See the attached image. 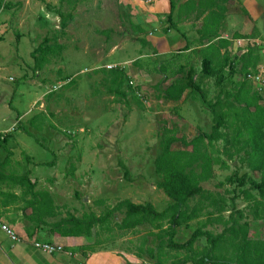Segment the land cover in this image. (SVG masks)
Returning <instances> with one entry per match:
<instances>
[{"label": "rangeland", "instance_id": "obj_1", "mask_svg": "<svg viewBox=\"0 0 264 264\" xmlns=\"http://www.w3.org/2000/svg\"><path fill=\"white\" fill-rule=\"evenodd\" d=\"M184 1L173 0L175 9L171 20L176 26L180 23L177 8ZM1 2H10L12 6L0 23V119L4 117L9 125L11 119L20 116L21 125H29V116L38 109L53 117L52 128L63 141L54 152L46 149L48 154L41 146L40 149L32 146L29 151L35 160L47 157L57 164L56 170L48 174H53L49 177L52 180L60 181L54 198L59 215L72 213L80 217L85 212L101 215L123 199L151 203L159 211L165 209L171 201L157 187L161 177L154 169L161 131L175 126L178 135L190 140L192 134L210 132L214 123L211 110L201 102L198 91L187 88L182 94V103L161 96V89L177 79V75L185 78L189 68L194 80L204 75L200 56L188 57L183 65V55L187 53L181 56L177 53V41L181 42L182 37L171 27L168 12L155 11L153 0L151 3L147 0ZM252 7L258 9L254 16L257 26L247 25L246 32L263 42L260 65L264 63V21H260V6ZM227 9L229 15L245 19L237 0ZM62 22L66 24L64 28ZM194 25L197 23L188 30L183 28L189 38L197 36ZM221 31L229 35L233 28L224 23ZM44 42L52 50L40 67L35 68L32 53ZM239 52L236 45L229 46V60H236ZM163 62L167 66L164 73L168 75L165 82L159 68ZM181 66L184 68L179 71ZM115 68H121L125 75L120 85L111 82L110 70ZM241 79L240 74L236 75L237 82ZM114 87L125 95L111 91ZM207 87L208 90L202 91L208 100L214 102L217 95L222 100L217 110L227 107L225 92L231 87L229 81L219 86L212 80ZM31 100L35 103L28 107ZM5 105L14 107V112ZM0 123L5 124L1 120ZM220 130L223 136L207 146L208 153L218 160L212 165L213 175L200 183L204 193L188 200L185 210L189 213L195 209V215L188 221L181 218L173 238L176 242H184L196 228L213 235L228 234L229 226L244 223L249 235L264 238V199L259 198L248 181H260L263 172L249 165L245 152L250 149L249 145H240L247 137L245 131L239 137L240 144L227 145L232 154L229 158L223 152L224 135L234 134L233 126ZM262 133L264 137V127ZM27 137L29 142L51 143L34 133ZM172 148L186 147L175 142ZM243 175L246 179L239 185L235 178ZM123 212L124 209L116 210L110 216L111 230L99 232V245L94 246V252L71 246L49 254L21 245L17 248L25 251L21 256L8 242V247L0 249V264H198L196 260L208 247L200 237L190 251L172 250L166 246L168 235L164 230L150 224L122 231L116 223L120 222ZM33 221L23 219L21 229L13 227L17 232L30 234ZM149 248L152 255L147 253Z\"/></svg>", "mask_w": 264, "mask_h": 264}, {"label": "trees", "instance_id": "obj_2", "mask_svg": "<svg viewBox=\"0 0 264 264\" xmlns=\"http://www.w3.org/2000/svg\"><path fill=\"white\" fill-rule=\"evenodd\" d=\"M226 1L228 0H198V12L195 19L201 18L202 20L201 25L197 28L199 38L208 41L219 38V21L226 10L224 6ZM194 2V0H187L185 7L193 6ZM9 5V3H2L0 0V8L4 9ZM170 8L167 19L171 22V27L177 30L176 24L171 20L174 10L172 0H170ZM65 26L66 24L62 22L61 27L64 28ZM239 36V34H234V37ZM221 41L224 42V40H218L219 43ZM261 48L262 46L249 47L236 60H229L227 54L223 55L219 61H214L212 56H203L201 71L209 75L212 70H217V85L222 86L225 81L231 82L229 77L234 73L242 76L240 81L226 90L227 107L223 110H217V106L222 103L219 95H217L214 102L206 98L201 87L195 82L191 68L186 72L185 78H180L177 75V79L174 78L175 80L173 79L161 89V96L169 100H178L187 88L198 91L201 102L210 108L214 119L210 132H199L190 140H186L183 135H178L175 126L164 127L161 131L160 152L154 160V169L161 177V180L157 182V187L171 201L165 209L159 211L151 203H134L129 199H123L101 215L85 212L77 217L72 213H67L52 222H47L39 218V213L55 216L57 206L53 204L50 197L41 196L30 202V206L38 214V218L33 219L36 222L34 229L37 226L40 231L43 229L48 236L51 235L56 240L49 242L61 245L63 249L77 246L84 252L85 250L94 252V246L99 245L97 237L99 232L101 230H111L110 216L114 211L124 209L123 217L120 222L116 223L118 229L122 231L135 230L142 224H150L155 229L164 230L165 234L168 235L166 246L172 250L190 251L193 249L197 238L203 237L208 247L204 254L196 260L198 264H264V238H254L249 235L246 223L238 227L232 224L227 228L228 234L222 232L213 235L207 230L196 228L184 242L173 240L176 228L181 224V218L188 221L195 215V209H191L189 213L185 210L188 200L196 195H202L204 190L200 183L213 175L212 165L218 160L208 153L207 146H211L213 141L223 136L220 128L230 129V126H233L234 134L224 135L223 152L229 158L232 154L228 151L227 145L234 144V142L240 144L239 137L244 131L247 133V137L242 140L240 145L241 147L249 145L250 149L245 150L250 159L249 165L253 170H262L263 172L260 181L254 179L248 181L250 187L257 191L259 198L264 199V137L262 133L264 105L260 103L262 95L253 87L250 81H247V75L257 71L261 61ZM51 50L52 48L47 42L37 46L32 53L35 68L40 67L41 61L45 60ZM213 62L216 66L213 65ZM165 63L159 65L163 73L167 71ZM183 68L184 66H181L179 71H182ZM110 71L112 74L111 82L120 85L125 77L122 69L115 68ZM167 80L168 75L164 73L162 81ZM248 82L250 85H248ZM110 90L122 96L125 95L117 87ZM221 91L222 89H220ZM229 99H232L233 102L229 103ZM229 116L231 117L229 118ZM236 121L238 124L234 123ZM175 142H180L186 148L182 150L173 149L172 145ZM121 166L123 167V164ZM195 168L199 170L196 171ZM123 169L126 173L127 169L124 167ZM235 179L239 185H242L246 176L243 175ZM255 201L259 203L260 200L256 199ZM33 233L31 232L29 235L31 236ZM91 238L93 240L89 242ZM147 253L152 255V249L149 248Z\"/></svg>", "mask_w": 264, "mask_h": 264}, {"label": "crops", "instance_id": "obj_3", "mask_svg": "<svg viewBox=\"0 0 264 264\" xmlns=\"http://www.w3.org/2000/svg\"><path fill=\"white\" fill-rule=\"evenodd\" d=\"M151 1L152 0H147L148 3H151ZM194 1L195 2L193 6L190 5L188 8L185 7V3L187 2V0H185L184 2H180L177 8V13L178 15H180V23L177 24V30H174H176L179 36L182 37L181 42L177 41V47L179 48L177 53H179L180 56L181 53H187L186 55H183L185 59L183 65L186 64L188 57L192 55L200 56L201 58H203L204 55L212 56L214 61H219L223 57V55L227 54L228 47L231 45H236L237 47H239L240 52L238 53V58L241 54L247 51L249 47L253 46L250 40H258L263 43L260 39H258V37L252 38V33L246 32V26H257V17L254 16H257L258 9L252 7L253 5L260 6V21H264V0H237L240 7H242L243 17L245 18L244 20H241L242 18L239 15H229L227 7L231 4V2H233V0L226 1L224 3L226 10L223 13V17H221L219 21V38H213L209 41L203 38H199L197 28L201 25L202 20L201 18L195 19V16L198 12V0ZM7 3L10 4V2ZM11 6L12 5L10 4L7 8H0V23L4 22L7 13L6 11L7 9H10ZM152 8L157 12L169 13L171 9L170 0H153ZM252 12H255L256 15L252 14ZM189 19H192L193 21L189 22ZM195 23H197V25H194V27L196 28L197 36L196 38H189L184 29L188 30L192 28V25ZM224 23L228 28H233L232 34H224L221 31L222 24L224 25ZM225 32L228 33V30L226 29ZM234 34H239L240 36L234 37ZM220 39L224 40V42L221 41V43H219L218 40ZM261 51L262 48L260 52ZM213 65L216 66L214 62ZM217 73L218 71L214 69L209 75H199V77L195 79V82L201 87V89L208 90L207 84H209L210 81L213 80V82L216 83ZM236 75H238V73H234L233 75H231V82H229L231 84L230 88H232L234 84L237 83V81L235 80ZM232 81H234V83H232ZM248 81L250 80L248 79ZM250 83L253 84L251 81ZM178 100L181 103L184 102V96H181ZM263 100L264 99L260 100L261 104L264 102ZM34 103L35 101L31 100L28 103V107L33 106ZM5 106L11 113L12 111L14 112V107H12L11 105ZM41 111L43 110H33L27 120L29 125L25 126H22L18 121L20 119V116L15 117V119H11L9 121V125H6L8 123V120H5L4 117H1L0 119L1 122L5 123V127L0 123V218L3 221L7 222L9 225H12V227H18L19 229H21L23 219L31 220L38 218L37 212L30 206V202L34 201L36 197H50L53 204L55 205V187H57L60 183L59 180H52V178H49L53 176L52 173L56 170L55 166L57 164H55V162L49 161L47 157L35 160L31 151H29L32 146L37 149H40L41 146L48 154L46 149L49 148L51 152H54L55 147L63 141V138L59 136L58 132H55L52 128L53 117L46 113L43 114V112ZM33 133L34 135H41L42 138L50 140L51 143H49V145H42L40 142H36L35 140L33 142H29L27 140V135ZM192 135L194 136V134ZM21 155H23V157H21ZM49 172H52L51 175L48 174ZM58 207L59 206H57V208ZM60 216L61 215H59L58 210L55 216L48 215L46 213H39V218L47 222H52L55 219H58ZM33 222L34 224L31 223L33 225L31 227V232L34 233L31 236L27 232H22L19 230L18 232L16 231L17 234L22 238V241L20 242L13 243L0 232V234L3 235V237H0V249L8 247L9 244L7 243L9 242L11 244V247H13V249H16V251H18V253L23 256V254H25V251H19L20 249L17 248L21 245L30 247L31 239L47 241L55 240L53 236H48L47 233L43 231V229L40 231V229H38V226L34 229V225L36 222ZM5 239H7V242H4L6 243V246L3 245V241Z\"/></svg>", "mask_w": 264, "mask_h": 264}, {"label": "built area", "instance_id": "obj_4", "mask_svg": "<svg viewBox=\"0 0 264 264\" xmlns=\"http://www.w3.org/2000/svg\"><path fill=\"white\" fill-rule=\"evenodd\" d=\"M253 46L260 47L262 43L258 40H250ZM111 67V66H110ZM247 78L254 84L255 89L264 96V63L258 65L257 71L247 75ZM56 88V86H54ZM0 232L6 236L8 240L13 243L22 241V238L17 234L15 229L7 222L0 218ZM30 245L45 253L53 254L62 252L63 248L61 245L54 244L49 241L31 239Z\"/></svg>", "mask_w": 264, "mask_h": 264}]
</instances>
